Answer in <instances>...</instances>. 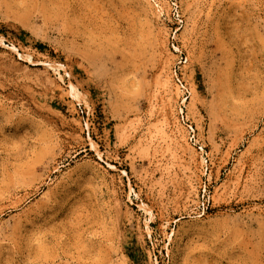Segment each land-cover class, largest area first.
I'll return each instance as SVG.
<instances>
[{
    "label": "rangeland",
    "instance_id": "rangeland-1",
    "mask_svg": "<svg viewBox=\"0 0 264 264\" xmlns=\"http://www.w3.org/2000/svg\"><path fill=\"white\" fill-rule=\"evenodd\" d=\"M0 264H264V0H0Z\"/></svg>",
    "mask_w": 264,
    "mask_h": 264
},
{
    "label": "built area",
    "instance_id": "built-area-1",
    "mask_svg": "<svg viewBox=\"0 0 264 264\" xmlns=\"http://www.w3.org/2000/svg\"><path fill=\"white\" fill-rule=\"evenodd\" d=\"M179 82H180V84H182V82H181L180 80H179ZM182 88H183V93H184V95L189 94V90H188V88H187L186 86H184L183 84H182ZM183 120H184V122H185L184 117H183ZM194 137H195V136H192V139H194Z\"/></svg>",
    "mask_w": 264,
    "mask_h": 264
}]
</instances>
